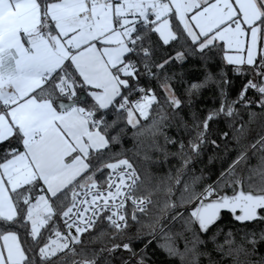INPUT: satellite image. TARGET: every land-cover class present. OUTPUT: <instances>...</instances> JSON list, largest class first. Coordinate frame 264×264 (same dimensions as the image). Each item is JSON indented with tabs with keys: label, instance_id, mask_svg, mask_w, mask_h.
Returning a JSON list of instances; mask_svg holds the SVG:
<instances>
[{
	"label": "snow or ice",
	"instance_id": "1",
	"mask_svg": "<svg viewBox=\"0 0 264 264\" xmlns=\"http://www.w3.org/2000/svg\"><path fill=\"white\" fill-rule=\"evenodd\" d=\"M158 251L264 264V0H0V264Z\"/></svg>",
	"mask_w": 264,
	"mask_h": 264
},
{
	"label": "trees",
	"instance_id": "2",
	"mask_svg": "<svg viewBox=\"0 0 264 264\" xmlns=\"http://www.w3.org/2000/svg\"><path fill=\"white\" fill-rule=\"evenodd\" d=\"M209 103H211L209 101ZM130 146V144L128 145ZM153 171L154 172H158L159 174L163 175L167 172V167H162V168H156L155 166H153ZM176 228H179V225L176 226ZM181 246H182V242H181ZM154 259L157 261V264H167V256L163 253V252H159L157 253V256L154 257Z\"/></svg>",
	"mask_w": 264,
	"mask_h": 264
}]
</instances>
